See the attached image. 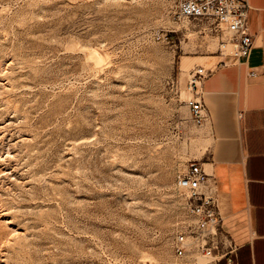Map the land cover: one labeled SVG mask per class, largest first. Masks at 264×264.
<instances>
[{
	"label": "rangeland",
	"instance_id": "obj_1",
	"mask_svg": "<svg viewBox=\"0 0 264 264\" xmlns=\"http://www.w3.org/2000/svg\"><path fill=\"white\" fill-rule=\"evenodd\" d=\"M181 1L0 0V264H177L190 81L222 55Z\"/></svg>",
	"mask_w": 264,
	"mask_h": 264
},
{
	"label": "crops",
	"instance_id": "obj_2",
	"mask_svg": "<svg viewBox=\"0 0 264 264\" xmlns=\"http://www.w3.org/2000/svg\"><path fill=\"white\" fill-rule=\"evenodd\" d=\"M247 1L250 58L205 61L212 72L199 84L207 112L201 134L211 143L200 163L218 183L224 228L239 245L237 264H264V0Z\"/></svg>",
	"mask_w": 264,
	"mask_h": 264
},
{
	"label": "built area",
	"instance_id": "obj_3",
	"mask_svg": "<svg viewBox=\"0 0 264 264\" xmlns=\"http://www.w3.org/2000/svg\"><path fill=\"white\" fill-rule=\"evenodd\" d=\"M250 4L247 0H182L178 17L204 19L214 30H220L219 50L239 63L248 60L255 44V36L248 24ZM212 72L200 67L190 81L196 89L188 105L198 125L207 120L203 98L197 87ZM251 75H256L252 71ZM176 187L185 198V217L177 228L172 243L177 264H237L239 245L224 228L218 183L202 163H193L177 176ZM202 259H206L204 263Z\"/></svg>",
	"mask_w": 264,
	"mask_h": 264
},
{
	"label": "bare ground",
	"instance_id": "obj_4",
	"mask_svg": "<svg viewBox=\"0 0 264 264\" xmlns=\"http://www.w3.org/2000/svg\"><path fill=\"white\" fill-rule=\"evenodd\" d=\"M101 66H102V59L101 58L95 59L92 69H98Z\"/></svg>",
	"mask_w": 264,
	"mask_h": 264
}]
</instances>
